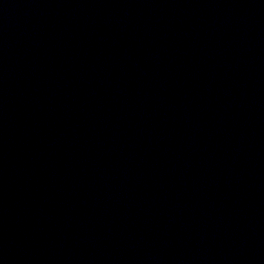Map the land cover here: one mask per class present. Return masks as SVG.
I'll use <instances>...</instances> for the list:
<instances>
[{
  "label": "water",
  "instance_id": "obj_1",
  "mask_svg": "<svg viewBox=\"0 0 264 264\" xmlns=\"http://www.w3.org/2000/svg\"><path fill=\"white\" fill-rule=\"evenodd\" d=\"M0 264H264V0H0Z\"/></svg>",
  "mask_w": 264,
  "mask_h": 264
}]
</instances>
